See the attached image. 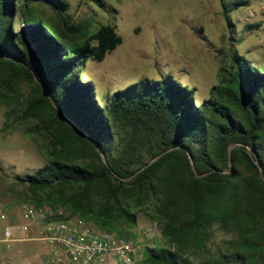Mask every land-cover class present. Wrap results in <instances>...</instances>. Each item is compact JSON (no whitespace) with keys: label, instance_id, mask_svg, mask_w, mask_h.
Returning a JSON list of instances; mask_svg holds the SVG:
<instances>
[{"label":"trees","instance_id":"obj_1","mask_svg":"<svg viewBox=\"0 0 264 264\" xmlns=\"http://www.w3.org/2000/svg\"><path fill=\"white\" fill-rule=\"evenodd\" d=\"M36 4L70 24L65 0H0V100L25 81L30 92L20 118L36 119L48 135L45 164L16 176L35 201L43 193L47 204L133 238L144 211L167 244L146 248L143 264H194L192 252L204 247L214 224L233 235L200 264H264V71L231 49L229 68H220L198 105L193 91L167 74L117 90L102 106L81 71L121 36L101 25L69 46L61 30L34 15ZM246 4L221 0L229 26V13ZM69 31L81 32L71 24Z\"/></svg>","mask_w":264,"mask_h":264},{"label":"rangeland","instance_id":"obj_2","mask_svg":"<svg viewBox=\"0 0 264 264\" xmlns=\"http://www.w3.org/2000/svg\"><path fill=\"white\" fill-rule=\"evenodd\" d=\"M65 1L68 7L63 18L80 28L77 34L70 32V24H63L62 17L47 5L36 4L33 12L50 28L61 30L69 46L80 44L101 25L114 26L122 38L101 61L88 59L81 71V77L94 84L102 106L117 90L143 79L160 80L167 74L191 89L198 105L210 97L220 68H229L231 49L264 71V0H247L246 5L233 9L229 13L232 26L222 13L221 0ZM249 9L255 14L247 20ZM12 25L14 30L22 25L18 11ZM29 92L28 84L20 81L5 91L9 98L0 100V212L5 214L0 219V264H25L26 260L46 264L49 257L47 247L38 241H16L10 246L1 241L6 224L13 226L17 237L21 235L22 203L47 204L43 193L42 202L37 203L27 185L16 178L42 167L49 158L48 135L38 130L36 119L20 118ZM151 221L144 211L137 212V226L132 232L138 240L143 227ZM160 228L159 224L150 240L164 245L167 242ZM232 235L214 224L209 239H204V247L192 252V262L200 264Z\"/></svg>","mask_w":264,"mask_h":264},{"label":"built area","instance_id":"obj_3","mask_svg":"<svg viewBox=\"0 0 264 264\" xmlns=\"http://www.w3.org/2000/svg\"><path fill=\"white\" fill-rule=\"evenodd\" d=\"M264 12V3L261 5ZM249 9L246 19L254 16ZM23 223L21 235L14 234L13 226L3 227L1 241L10 246L16 241H38L49 248L46 264H143V252L153 248L151 235L159 229L154 219L143 227L140 240L133 237L115 236L112 232L93 227L89 222L76 218L63 206L50 204H21ZM5 214L0 212V219ZM25 264H32L26 260Z\"/></svg>","mask_w":264,"mask_h":264},{"label":"water","instance_id":"obj_4","mask_svg":"<svg viewBox=\"0 0 264 264\" xmlns=\"http://www.w3.org/2000/svg\"><path fill=\"white\" fill-rule=\"evenodd\" d=\"M101 154V156L103 157V153H100ZM162 154V153H161ZM161 154H159L158 156H156L154 159H152L151 161H149L148 162V164H150L151 162H153L155 159H157ZM148 164H146V165H148ZM145 167V166H144ZM260 175H261V177L263 178V175H262V173L260 172ZM119 178H121V177H119ZM122 180H124V181H126V180H128L129 178H121Z\"/></svg>","mask_w":264,"mask_h":264},{"label":"crops","instance_id":"obj_5","mask_svg":"<svg viewBox=\"0 0 264 264\" xmlns=\"http://www.w3.org/2000/svg\"><path fill=\"white\" fill-rule=\"evenodd\" d=\"M16 234L19 235V232H17ZM16 236H17V235H16ZM47 250L49 251V248H47ZM112 262H114V260H110V264H111Z\"/></svg>","mask_w":264,"mask_h":264}]
</instances>
